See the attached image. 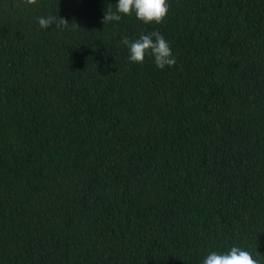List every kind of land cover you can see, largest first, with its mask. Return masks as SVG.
Here are the masks:
<instances>
[{
  "label": "trees",
  "instance_id": "16d2710c",
  "mask_svg": "<svg viewBox=\"0 0 264 264\" xmlns=\"http://www.w3.org/2000/svg\"><path fill=\"white\" fill-rule=\"evenodd\" d=\"M116 3L0 0V264H264V0ZM151 31L173 66L128 60Z\"/></svg>",
  "mask_w": 264,
  "mask_h": 264
},
{
  "label": "clouds",
  "instance_id": "9594fccd",
  "mask_svg": "<svg viewBox=\"0 0 264 264\" xmlns=\"http://www.w3.org/2000/svg\"><path fill=\"white\" fill-rule=\"evenodd\" d=\"M23 2L28 5H35L37 0H23ZM168 10L167 0H117L115 11L105 10L101 22L105 25L113 21H120L122 15L131 16L134 13L136 18L144 24H160L166 17ZM37 20L42 29H48L52 25L57 28H64L68 25L66 19L52 15L38 17ZM121 43L127 46L128 60L132 63L142 64L146 54H150L154 58L156 67L160 69L165 66L171 67L176 63L169 42L159 31L141 34L135 40L125 36L122 37ZM202 264H260V262L254 259L250 252L233 246L224 253L209 252L202 260Z\"/></svg>",
  "mask_w": 264,
  "mask_h": 264
}]
</instances>
